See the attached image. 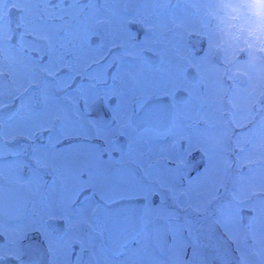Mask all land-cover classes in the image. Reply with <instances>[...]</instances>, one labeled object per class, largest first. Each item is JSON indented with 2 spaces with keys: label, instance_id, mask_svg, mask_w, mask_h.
Segmentation results:
<instances>
[{
  "label": "snow or ice",
  "instance_id": "snow-or-ice-1",
  "mask_svg": "<svg viewBox=\"0 0 264 264\" xmlns=\"http://www.w3.org/2000/svg\"><path fill=\"white\" fill-rule=\"evenodd\" d=\"M128 2L0 0V264H264V5ZM156 111L190 134L141 142Z\"/></svg>",
  "mask_w": 264,
  "mask_h": 264
},
{
  "label": "flooded vegetation",
  "instance_id": "flooded-vegetation-1",
  "mask_svg": "<svg viewBox=\"0 0 264 264\" xmlns=\"http://www.w3.org/2000/svg\"><path fill=\"white\" fill-rule=\"evenodd\" d=\"M212 3L216 5H241V4H257V5H264V1L262 0H211ZM116 9L118 10V16L114 18V26H119L121 24H126L127 27L131 28L134 32L143 33L144 29L141 27L139 23H128V21L136 19H142L141 13L144 12L145 7H150L144 5L141 0H129L127 4L120 3L115 5ZM180 8H184L183 5L176 6L175 0H173V7L171 9H159L158 11L161 13H165L167 17H170L173 12L175 14L179 15ZM217 9L214 8L213 11H216ZM229 13L233 16L239 12L241 14L240 19H243L244 16V10L237 8L235 11H233L231 8L227 9ZM186 11L192 12L194 9L187 8ZM219 11H224L223 8H220ZM206 12H208V9L202 8L201 9V15H204ZM247 15L250 17L249 20L245 21L244 23V30L243 34L239 36L240 40L242 41L240 47L245 50V52L248 50L247 45L249 44L250 37L253 34H256V36L261 35V29L264 28V20L262 21V28H261V17L264 18V8L257 9L255 14L253 13H247ZM159 18H165V17H157L156 15H151L149 17L150 20L155 22ZM252 19H259L258 22H250ZM227 39V38H226ZM99 42L98 37H92V43L93 46ZM229 43L234 45V40H229ZM259 46V45H258ZM116 51L115 49L113 50ZM96 54L94 52H90L89 55ZM240 54L243 56L244 52H238L237 58L240 59ZM130 58L125 57L124 61L122 62L124 67L123 71L128 70V64L127 61ZM154 57L151 54L147 55V60L151 61ZM95 67V66H94ZM140 69L143 70V72L146 75H150L152 72V69L148 67L147 64H143L140 66ZM118 69L114 66L111 69H107V72L109 75L116 72ZM139 70V69H138ZM97 71L103 72L104 69L98 68ZM194 73L190 70L189 75H193ZM80 79L77 78L76 83H79ZM86 83V81H85ZM108 84L111 85L112 81L109 79ZM100 88H104V85H99ZM183 93H178V98L183 96ZM167 101H165L166 103ZM110 103L116 104L117 99L115 96L112 97ZM130 100L125 101V106L130 104ZM195 130H193L194 132ZM183 133L185 135L190 134L189 131L182 126H176L174 127L171 123V117L166 115L165 113L156 111L153 112L147 119H145L141 123V128L139 129V136L138 139H141V142H147V144L155 149L158 148H167L169 145L175 142L176 138ZM137 133L134 131L133 135H136ZM175 134V135H173ZM114 162L113 167H120L121 164L119 162V154L114 153ZM107 159V157H105ZM46 179H51L50 177H46ZM34 243L37 245H41L42 241L39 238H36Z\"/></svg>",
  "mask_w": 264,
  "mask_h": 264
},
{
  "label": "rangeland",
  "instance_id": "rangeland-1",
  "mask_svg": "<svg viewBox=\"0 0 264 264\" xmlns=\"http://www.w3.org/2000/svg\"><path fill=\"white\" fill-rule=\"evenodd\" d=\"M262 1H264V0H262ZM258 20L259 19H252L250 22H258ZM264 20V18L262 19V17H261V28H262V21ZM262 30H264V28L263 29H261V33H262ZM257 37H259L260 39H264V35H259V36H256V34H253L251 37H250V40H249V44H251L252 43V41L254 40V39H256ZM258 45H259V43L257 42V44H253V50H255L257 47H258ZM245 53V52H244ZM257 55L259 54V53H256ZM242 54H240L239 56H240V59H244L245 58V54L243 55V56H241ZM237 56H238V53H237Z\"/></svg>",
  "mask_w": 264,
  "mask_h": 264
}]
</instances>
